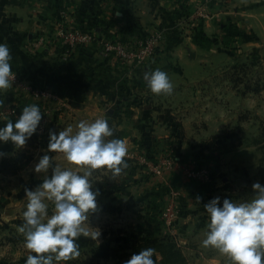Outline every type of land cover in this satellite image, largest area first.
Segmentation results:
<instances>
[{"label":"crops","instance_id":"1","mask_svg":"<svg viewBox=\"0 0 264 264\" xmlns=\"http://www.w3.org/2000/svg\"><path fill=\"white\" fill-rule=\"evenodd\" d=\"M61 10L68 12L72 26L87 27L95 42L71 50L55 39L53 26ZM155 32L160 36L156 54L139 66H127L102 52L101 38L135 41ZM0 43L10 49L12 69L49 93L40 101L13 88L0 91V127L26 105L37 104L42 112L37 132L24 147L0 144L5 154L0 157V264H25L29 251L23 250L24 238L15 234L23 218L8 217L17 214L18 204L12 199L18 185L9 190L5 183L15 178L28 184L42 182L44 176L33 168L47 151L49 131L71 126L75 133L81 120L105 118L113 130L107 139H122L129 149L167 144L181 151L229 129L226 125L240 118L244 95L236 80L229 85L227 70L238 68L234 60L240 52L264 51V0H165L163 6L161 0H0ZM155 69L168 74L174 85L171 95H154L147 89L143 74ZM259 95L264 96L261 92L245 97L254 100ZM11 107L15 114L7 112ZM179 131L182 135L176 136ZM49 155L62 169L74 166L62 153ZM22 163L24 167L18 168ZM180 182L171 183L179 213L174 239L184 256L182 264H230L216 249L202 246L208 214L201 209L203 203L199 207L198 201L188 199L199 190L184 189ZM10 245L15 246L3 256ZM129 258L96 260L124 264Z\"/></svg>","mask_w":264,"mask_h":264},{"label":"rangeland","instance_id":"2","mask_svg":"<svg viewBox=\"0 0 264 264\" xmlns=\"http://www.w3.org/2000/svg\"><path fill=\"white\" fill-rule=\"evenodd\" d=\"M53 28L55 36V27L53 26ZM149 36L147 34L141 39H148ZM55 39L59 40L57 36ZM104 39L106 37L99 40ZM84 47L82 46V48ZM234 62L238 68L235 71L230 68L234 73L229 69L227 71L229 85L232 86L236 80L238 91L244 95L239 120L227 124L226 127L228 126L229 129L223 128L214 135L203 137L181 151L170 148L167 144L149 145V147L137 145L128 148V154L125 157L127 168L123 169L118 177H112L111 172L106 169L94 170L89 179L93 183V189H98L100 195L97 197L96 211L90 214L89 221H85L83 227L90 234L99 231L100 236L94 240L91 235L88 237L82 235L77 241L80 256L67 264H100L101 260L97 261L93 258V250L104 244H109L118 256L123 254L131 256L132 244L141 237L170 238L175 241L173 227L179 213L173 218L172 223H167L163 216L170 206L175 210L172 197L174 187L171 183L173 180L174 182L181 181L180 185L184 189L192 187L196 191L199 190L197 196L189 195L188 197V199H194L189 200L191 202L198 201L199 207H202L201 203L205 204L215 196L221 197V200L229 198L234 203L249 201L250 197L254 195L251 185L255 182L264 185V96L261 98L259 95L260 99L255 98L254 100L251 97H245L250 93L263 92L264 94V51L260 55L240 52L235 55ZM125 65L135 66L130 63H125ZM19 75L21 76L22 73ZM22 77L25 78L23 75ZM10 88L26 98L30 96V93L20 89L18 85L12 84ZM37 100L42 101V98L39 97ZM49 105H53L52 100ZM224 131L227 133L222 134ZM180 135L182 133L179 131L176 136ZM219 135L221 137L218 139L212 138ZM219 142H226L228 148L219 149L217 146ZM69 168L78 171L76 166ZM213 168L215 169L213 170ZM200 169L202 170L198 171L200 172L199 177H190L185 173L187 170ZM188 180H194V182ZM28 182L30 181L28 180ZM24 183L18 178L5 183L9 190L11 185L14 187L18 185V189L13 191L12 199L13 204H18L15 208L17 214L12 212L8 214L9 218L14 215L23 218V211L28 202L27 195H24L23 191L26 194V189L34 190L39 185L36 182L34 184L25 183L26 187ZM197 197L200 198V201L197 200ZM45 202L48 204V212L51 215L54 205L51 202ZM9 204L11 205V202L7 205ZM7 209L9 210V208ZM21 220L23 221V219ZM8 234L10 235V233ZM15 234L24 238V235L19 231ZM122 243L125 245L123 246ZM22 245L24 246V244ZM14 246L10 245L6 250L4 249L3 256H6L8 250ZM23 250L27 251L26 248ZM157 256L161 259V256L156 253L153 256L155 264L160 262V260L158 262Z\"/></svg>","mask_w":264,"mask_h":264},{"label":"clouds","instance_id":"3","mask_svg":"<svg viewBox=\"0 0 264 264\" xmlns=\"http://www.w3.org/2000/svg\"><path fill=\"white\" fill-rule=\"evenodd\" d=\"M165 0H161V5ZM7 44L0 43V91L9 89L15 80ZM143 80L154 95H171L174 85L165 71H145ZM3 103L0 102V108ZM42 112L37 104L23 107L14 120L0 127V144L10 143L15 149L24 147L37 132ZM73 133L71 126L48 133L47 151L39 157L33 171L44 179L34 189L27 190L28 202L23 211V224L18 231L24 235V247L29 251L25 264H67L80 256L77 241L83 235L97 240L100 232L89 233L83 227L97 209L98 189H93L90 177L94 170L106 169L118 177L127 168L126 141L113 137L105 118L81 120ZM62 153L70 168L55 165L49 153ZM5 154L0 152V157ZM49 169L51 173L49 174ZM251 200L234 203L229 198L215 196L204 204L208 214V231L202 246L216 249L230 264H264V185H251ZM200 201V198L197 197ZM54 205L51 215L48 204ZM153 248H144L130 256L124 264H155Z\"/></svg>","mask_w":264,"mask_h":264},{"label":"built area","instance_id":"4","mask_svg":"<svg viewBox=\"0 0 264 264\" xmlns=\"http://www.w3.org/2000/svg\"><path fill=\"white\" fill-rule=\"evenodd\" d=\"M68 19V12L61 10L60 18L54 23L55 36L59 38L63 45L72 50L82 48V46H88L95 42V36L92 32L83 30L79 26H72L69 24ZM159 37V33L155 32L151 34L148 39H139L135 41L106 38L100 41V45L104 55H110L121 63H130L136 66L143 64L149 57L155 54ZM12 71L15 73L13 84L18 85L20 89L33 94L37 98H49L48 92L32 86V84L28 83L16 70L12 69ZM7 112L15 114L16 110L14 107H11L7 109ZM201 170L202 169L187 170L185 173L195 178L200 176V172L198 171ZM176 214V211L170 206L163 216L167 223H172Z\"/></svg>","mask_w":264,"mask_h":264},{"label":"trees","instance_id":"5","mask_svg":"<svg viewBox=\"0 0 264 264\" xmlns=\"http://www.w3.org/2000/svg\"><path fill=\"white\" fill-rule=\"evenodd\" d=\"M81 27V26H79ZM82 28V27H81ZM83 30L88 31L87 27L82 28ZM176 125V124H174ZM227 133V131H224L222 134ZM221 135L212 137L214 139L220 138ZM227 143L226 142H219L217 146L221 150L227 149ZM28 161V159H25V163ZM25 164H20L18 168L24 167ZM16 169V168H15ZM15 169H6V173H13ZM215 168H213L214 170ZM212 170V171H213ZM123 246L125 243H122ZM128 247V246H126ZM144 248H153L155 249V252L158 253L161 256L159 264H182L184 261V256L180 252L179 248L177 247L176 241L171 240L170 238L167 239H155V238H147V237H141L137 239L134 244H132V254L139 252L141 249ZM93 258L99 259H107V258H114V259H122L127 257L128 254H123L118 256L116 254V251L110 247L109 244H104L98 246L96 249L93 250Z\"/></svg>","mask_w":264,"mask_h":264}]
</instances>
